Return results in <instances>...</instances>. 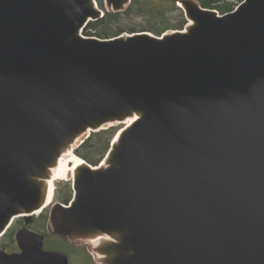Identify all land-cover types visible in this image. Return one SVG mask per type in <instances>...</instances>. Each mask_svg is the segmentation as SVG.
<instances>
[{
	"label": "water",
	"instance_id": "water-1",
	"mask_svg": "<svg viewBox=\"0 0 264 264\" xmlns=\"http://www.w3.org/2000/svg\"><path fill=\"white\" fill-rule=\"evenodd\" d=\"M95 1L0 0V235L78 141L129 120L98 168L74 167L50 229L96 264H264V0L223 16L177 0L184 31L109 39L81 35ZM16 239L0 264H69Z\"/></svg>",
	"mask_w": 264,
	"mask_h": 264
},
{
	"label": "trees",
	"instance_id": "trees-1",
	"mask_svg": "<svg viewBox=\"0 0 264 264\" xmlns=\"http://www.w3.org/2000/svg\"><path fill=\"white\" fill-rule=\"evenodd\" d=\"M201 6L215 9L221 14L233 9L235 1L241 0H197ZM175 0H132L130 5L121 13H105V15L92 23H89L84 31L86 35H94L100 38L116 36L122 32L150 31L156 35L161 34L167 29H180L185 23L183 14L174 4ZM101 5V2H100ZM178 11V22H170L167 14ZM140 18L142 23L139 26L133 24H123V19ZM135 24V23H134ZM115 132L114 128L93 133L84 141V143L75 151L78 156L92 165L97 162L106 153L109 142ZM70 196L69 187L65 186V193L61 196L63 202L68 201ZM41 218V217H40ZM41 219H39L40 221ZM62 249H71L68 243L59 242ZM67 250V251H68ZM90 262V257L87 256Z\"/></svg>",
	"mask_w": 264,
	"mask_h": 264
},
{
	"label": "rangeland",
	"instance_id": "rangeland-1",
	"mask_svg": "<svg viewBox=\"0 0 264 264\" xmlns=\"http://www.w3.org/2000/svg\"><path fill=\"white\" fill-rule=\"evenodd\" d=\"M178 14H179L178 11L168 13L167 19L170 22L177 23L178 22ZM122 21H123V24H125V25L133 24L131 26H139L140 23H142V19H140V18H128V19H123ZM120 127H121V125L116 126V131ZM64 181H66V180H64ZM58 182H60V181H58ZM58 182H56V183H58ZM63 193H65V187L62 189L61 194H63ZM35 230L40 232V233H43L45 235L46 239L48 240V242L55 241L54 243H56V242L61 241L60 238L55 237L52 233L50 234L46 230V228L44 229L42 222H38L36 224ZM3 245H4L5 249H7L9 251H14L16 249L15 242H13L11 239H6L3 242ZM3 245H1L0 248H2ZM52 245H55V244L52 243ZM49 247H53V248L57 249L56 246L49 245ZM70 248H71V249H69V251H70V264H96L95 261H93L92 257L90 256V254L88 253V251H87L88 247H86L85 244L79 242V243L70 245ZM87 256H90V262L87 260Z\"/></svg>",
	"mask_w": 264,
	"mask_h": 264
},
{
	"label": "bare ground",
	"instance_id": "bare-ground-1",
	"mask_svg": "<svg viewBox=\"0 0 264 264\" xmlns=\"http://www.w3.org/2000/svg\"><path fill=\"white\" fill-rule=\"evenodd\" d=\"M126 122L128 123L129 120ZM71 162L75 165L80 163V160L78 158H74L70 153L67 156H62L58 161L52 178H55V180L65 179V177L73 169V166H70Z\"/></svg>",
	"mask_w": 264,
	"mask_h": 264
},
{
	"label": "flooded vegetation",
	"instance_id": "flooded-vegetation-1",
	"mask_svg": "<svg viewBox=\"0 0 264 264\" xmlns=\"http://www.w3.org/2000/svg\"><path fill=\"white\" fill-rule=\"evenodd\" d=\"M21 223H23V222H21Z\"/></svg>",
	"mask_w": 264,
	"mask_h": 264
}]
</instances>
